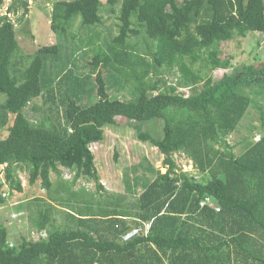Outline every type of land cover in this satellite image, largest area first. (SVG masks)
Listing matches in <instances>:
<instances>
[{
    "label": "trees",
    "instance_id": "16d2710c",
    "mask_svg": "<svg viewBox=\"0 0 264 264\" xmlns=\"http://www.w3.org/2000/svg\"><path fill=\"white\" fill-rule=\"evenodd\" d=\"M10 1L8 12H28L25 1ZM105 20L116 21V35ZM50 27L73 48L53 44L26 55L14 24L0 18V204L4 186L23 191L18 170L29 185L40 181L49 199H36L29 213L37 239L13 245L0 226V264H264V133L239 156L224 141L252 103L243 88L264 86V62L218 80L208 74L232 68L219 58L221 43L264 33V0H59ZM77 47L94 51L90 62L76 64ZM110 83H124L133 97L109 96ZM44 94L62 120L34 125L24 110ZM118 117L139 123L137 139L159 150L167 170L155 171L128 206L125 196L79 200L78 179L98 182L90 145L105 143ZM152 120L163 121L161 140L142 131ZM180 153L200 181L176 166ZM59 167L73 179L53 183ZM206 199L219 212L201 206ZM53 205L70 211L68 226L55 227ZM87 212L88 219L72 215ZM143 223L146 235L122 240Z\"/></svg>",
    "mask_w": 264,
    "mask_h": 264
},
{
    "label": "rangeland",
    "instance_id": "374dc122",
    "mask_svg": "<svg viewBox=\"0 0 264 264\" xmlns=\"http://www.w3.org/2000/svg\"><path fill=\"white\" fill-rule=\"evenodd\" d=\"M22 1L28 5L26 14H24V8L21 6H16L15 14L8 12L7 8L11 1L7 0L0 9V18L7 16L14 24L16 38L24 54L32 55L39 48L53 44L64 50L67 49L66 47L73 48V43L68 36H58L50 27L52 7L54 2L59 0H20V2ZM115 23V20H105V26L111 27L114 35L117 34L116 28L113 27ZM72 32L74 33V30ZM219 47L221 51L219 58L221 60L230 58L232 68L229 70L218 69L208 73L214 80H218L225 72L227 74L232 73L233 70L240 72L243 66L256 67L264 62V33L250 32L245 38L235 36L231 41L221 43ZM74 52L75 57L71 56L72 59L83 60L81 62L76 61V64L84 62L87 64L94 55V51L81 47H77ZM174 74L172 72L167 76L168 83H175ZM243 90L251 98L252 103L236 130L224 138L228 149H231L235 156L241 155L250 143L258 141L261 134L264 133V86L244 87ZM178 92L185 97L189 95V91L186 89H179ZM108 94L113 98L125 100L132 98L134 91L124 83H110ZM45 97L44 94L42 97L33 100L24 110L25 117L34 125L48 117L55 121L62 120L61 112H56L54 104L46 103ZM4 100L5 97L0 96V103ZM138 125L137 122L118 117L115 126L105 129V143L90 145V150L94 155L98 182L91 179L87 181L83 177L78 179L73 185V190L80 194L77 199L89 201L92 196L94 201L103 204L108 200H117V198L125 196L122 205L128 206V203L136 201L138 196L142 194L145 185L156 178L157 172L155 171L161 174L166 172L167 169L163 166L164 156L159 150L151 144L142 143L137 139L136 127ZM141 128L143 132L151 134L155 140L162 139V120L144 123ZM173 160L183 172H187L196 181L201 180L202 174L195 169L194 164L186 155L174 154ZM59 169L61 177L58 179L56 175L52 174L53 183H57L58 180L62 182L73 179L74 172L61 167ZM17 174L23 191L20 193L10 192L4 186L2 190H4L6 197L3 198L4 203L0 204V226L7 229L9 241L13 245L22 239L29 241L38 238L36 235L32 236L35 228L31 226L26 208L31 206V211H34L33 202L36 199L49 200L40 181L34 185H29V175L26 170H18ZM79 190H83L84 193H80ZM209 204L217 208L214 201L210 200ZM33 214L35 215V211ZM54 216L56 218L55 227L70 224V221L65 222L61 217H57L55 214ZM61 222H64L65 225H60Z\"/></svg>",
    "mask_w": 264,
    "mask_h": 264
},
{
    "label": "crops",
    "instance_id": "0c3cea01",
    "mask_svg": "<svg viewBox=\"0 0 264 264\" xmlns=\"http://www.w3.org/2000/svg\"><path fill=\"white\" fill-rule=\"evenodd\" d=\"M42 198V197H41ZM53 206H55V205H53ZM31 206H29V208H26L27 209V214L29 215V213L31 212V208H30ZM76 207H78L77 205H76ZM55 211H54V214L57 216V217H61L63 220H65V222L66 221H72L71 220V218L69 217V216H67V214H65L64 212H67V213H69L70 211H67V209H64V208H60V207H57V206H55ZM72 215L74 216V217H76L78 220L79 219H81V218H86V219H88L89 217H87V216H90L89 215V213L87 212V213H85V214H82V213H80V215L81 216H79V215H77L76 213H72ZM65 225V223L64 222H61V224L60 225ZM143 225H145V223H143ZM36 234H38V233H36Z\"/></svg>",
    "mask_w": 264,
    "mask_h": 264
},
{
    "label": "built area",
    "instance_id": "2783aa9c",
    "mask_svg": "<svg viewBox=\"0 0 264 264\" xmlns=\"http://www.w3.org/2000/svg\"><path fill=\"white\" fill-rule=\"evenodd\" d=\"M209 199H206L204 201H202L201 206H210L211 208H213L216 212H219V208L214 207L212 204H209ZM150 225L146 224L144 229H133L132 231L128 232L127 234H125L123 236V240L127 241L129 239H131L132 237L139 235L140 233L146 235L148 233Z\"/></svg>",
    "mask_w": 264,
    "mask_h": 264
},
{
    "label": "clouds",
    "instance_id": "9594fccd",
    "mask_svg": "<svg viewBox=\"0 0 264 264\" xmlns=\"http://www.w3.org/2000/svg\"><path fill=\"white\" fill-rule=\"evenodd\" d=\"M91 151V150H90ZM146 225V224H145ZM145 225H144V228H145ZM150 225V224H149ZM144 228H135V229H144ZM150 228V227H149ZM132 231V230H131ZM127 234V233H126ZM125 235V234H124ZM123 235V236H124ZM122 240H123V237H122Z\"/></svg>",
    "mask_w": 264,
    "mask_h": 264
}]
</instances>
